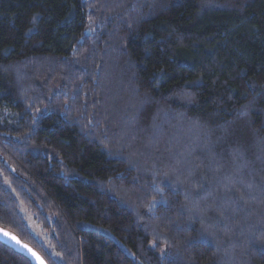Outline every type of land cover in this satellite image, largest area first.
I'll use <instances>...</instances> for the list:
<instances>
[{"label": "trees", "instance_id": "trees-1", "mask_svg": "<svg viewBox=\"0 0 264 264\" xmlns=\"http://www.w3.org/2000/svg\"><path fill=\"white\" fill-rule=\"evenodd\" d=\"M0 228L43 264H264V0H0Z\"/></svg>", "mask_w": 264, "mask_h": 264}, {"label": "snow or ice", "instance_id": "snow-or-ice-1", "mask_svg": "<svg viewBox=\"0 0 264 264\" xmlns=\"http://www.w3.org/2000/svg\"><path fill=\"white\" fill-rule=\"evenodd\" d=\"M0 234H2L4 237H7L10 240L15 241L17 245H19L22 248H26L29 253L37 260L39 261V264H43V261L40 260V257L26 244H22L21 241L13 234L9 233L8 231H5L4 229L0 228Z\"/></svg>", "mask_w": 264, "mask_h": 264}, {"label": "water", "instance_id": "water-1", "mask_svg": "<svg viewBox=\"0 0 264 264\" xmlns=\"http://www.w3.org/2000/svg\"><path fill=\"white\" fill-rule=\"evenodd\" d=\"M0 243H2V244H5V245H7V246H9V247H12V248H22V247H20L19 245H17L16 243H15V241H13V240H10V239H8L7 237H4L2 234H0ZM22 250H24L25 252H27V254L30 256V258L32 259V260H36L32 255H31V253H29L25 248L24 249H22Z\"/></svg>", "mask_w": 264, "mask_h": 264}, {"label": "rangeland", "instance_id": "rangeland-1", "mask_svg": "<svg viewBox=\"0 0 264 264\" xmlns=\"http://www.w3.org/2000/svg\"><path fill=\"white\" fill-rule=\"evenodd\" d=\"M26 223L28 224V226H29L31 232H32L33 234L36 235V234H37V229H36L35 226L33 225V223H32V221H31L30 218H27V219H26Z\"/></svg>", "mask_w": 264, "mask_h": 264}]
</instances>
